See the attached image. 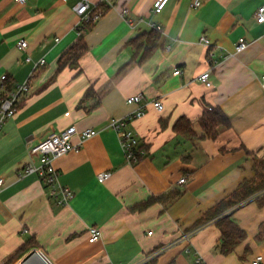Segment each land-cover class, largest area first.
<instances>
[{
  "label": "crops",
  "instance_id": "0c3cea01",
  "mask_svg": "<svg viewBox=\"0 0 264 264\" xmlns=\"http://www.w3.org/2000/svg\"><path fill=\"white\" fill-rule=\"evenodd\" d=\"M78 1L0 0V102L6 90L30 84L0 130V264H25L36 253L50 264H195L197 256L205 264H250L264 256L262 193L181 239L254 178L256 167L264 169V22L256 17L264 0H169L159 13L155 0H89L100 16L84 34L81 70L58 71L61 54L79 36ZM153 23L161 25L158 43L141 60L144 50L129 41ZM240 37L250 45L237 51ZM41 58L45 63L36 67ZM206 70L212 86L198 79ZM89 87L100 95L99 105L89 98L79 106ZM138 93L141 102L129 103ZM145 105L146 114L131 126L147 155L130 164L109 122ZM211 107L230 121L215 137L204 135L198 122ZM182 116L192 122L193 137L175 127ZM71 125L99 132L54 161L61 183L74 192L60 204L37 172L21 173L40 163L32 145ZM106 171L112 175L100 181ZM227 214L246 234L225 253L215 222ZM91 226L102 231L95 242L89 241Z\"/></svg>",
  "mask_w": 264,
  "mask_h": 264
},
{
  "label": "built area",
  "instance_id": "2783aa9c",
  "mask_svg": "<svg viewBox=\"0 0 264 264\" xmlns=\"http://www.w3.org/2000/svg\"><path fill=\"white\" fill-rule=\"evenodd\" d=\"M21 3H24L26 0H17ZM169 0H155L153 4V10L157 13L161 12ZM196 5H199L200 2H196ZM75 11L79 15V22L77 25V31L78 34H80L79 28L87 22H90L92 20H96L100 13L96 12L95 7L92 5V3L89 0H79L77 4L74 6ZM124 13H129V11L126 9L124 10ZM257 21L260 23L264 22V5H261L256 13ZM153 28L161 29V25L159 24H152ZM201 42L205 45L210 46L212 44L210 38L207 36L201 37ZM20 48L25 49L28 46V42L25 38H22L18 42ZM250 45V42L245 37H240L239 40L236 42L235 47L237 51L245 50ZM229 54L226 56L228 57ZM31 56L27 57V60H31ZM45 58H41L35 62V66L38 67L40 65H43L45 63ZM175 74H179L180 70L176 69L174 71ZM6 75L2 76V79H5ZM211 72L210 70H206L199 74L198 79L203 82L206 86H212L211 81ZM262 81L264 84V75L262 76ZM30 89V84L28 81L23 82L22 84H19L15 89L13 90H6V93L4 97L2 98L0 102V130L7 121L8 118L13 117L17 111V104L21 96L25 93H27ZM143 99V94L138 93L135 95H132L128 97L129 103H140ZM153 106L159 110L162 111L164 109V105L161 100L155 99L151 102ZM147 112L146 105L143 107H140L136 111H132L125 116L121 117H112L109 122V126L113 128L121 141L126 160L130 164H136L138 163L142 158H144L147 155V149L144 147V144L142 142V139L140 135L135 131V129L131 126L132 123L144 116ZM99 131L94 128H86L83 130H78L75 125H71L64 130H61L59 132H52L49 134L46 138L39 141L37 144L32 145L30 147V153H38L41 155L40 157V163L36 164L33 162H30L27 164L21 174H28L32 172H37L42 180L45 183V187L48 190V193L55 197L60 204H66L69 202V200L74 196V192L71 188L68 186H65L60 181V172L58 168L55 166L54 161L73 150H78L81 146V144L87 140L88 138H91L92 136H95ZM77 136L79 139V142L75 143L73 141V138ZM112 175V172L106 171L98 174V179L100 181H104L108 179ZM181 183L186 181V177H182L179 180ZM4 185V178L0 176V188ZM197 230H193L187 233H184L181 237L182 240H190L191 237L194 235V233ZM89 233V241L95 242L99 240L102 236V231L97 226H91L88 229ZM189 251V248H187ZM26 264V263H25ZM195 264H205L202 257L197 256L195 258ZM250 264H264V256L262 254L256 255L253 260L250 262Z\"/></svg>",
  "mask_w": 264,
  "mask_h": 264
},
{
  "label": "trees",
  "instance_id": "16d2710c",
  "mask_svg": "<svg viewBox=\"0 0 264 264\" xmlns=\"http://www.w3.org/2000/svg\"><path fill=\"white\" fill-rule=\"evenodd\" d=\"M95 24V20L84 23L80 28V34L77 40L67 48L60 56L58 60V71L66 67L78 69L80 72V59L88 50V45L85 40L84 34L87 30H90ZM160 30L153 28L150 31H144L138 34L129 41L130 45L134 46V49H143L144 52L141 55V60H145L155 49L158 43ZM89 98L94 100V106L99 105L100 95L93 87H89L82 97L79 106H82ZM18 109V107H17ZM203 129L204 135L215 137L217 134L218 126L220 124L229 125L230 121L226 113L219 107H211L207 110L202 117L198 120ZM175 127L179 131L186 133V136L193 137L195 135L192 129V122L182 116L178 119ZM145 147V146H144ZM264 169L256 167V175L254 178L245 180L230 196L220 201L216 206L206 212L189 230H194L204 223L214 219L228 210L235 208L248 200L253 196L261 194L259 197L264 201ZM178 196H174L175 200ZM161 197L152 198V200H161ZM151 200V199H150ZM150 200L136 205V207L142 209L146 207ZM221 231V250L228 253L234 249L236 244L245 238V231L239 226V224L233 220L230 215H223L215 222Z\"/></svg>",
  "mask_w": 264,
  "mask_h": 264
},
{
  "label": "water",
  "instance_id": "95a60500",
  "mask_svg": "<svg viewBox=\"0 0 264 264\" xmlns=\"http://www.w3.org/2000/svg\"><path fill=\"white\" fill-rule=\"evenodd\" d=\"M26 264H50L47 260H45L40 254L36 253V255L27 260Z\"/></svg>",
  "mask_w": 264,
  "mask_h": 264
}]
</instances>
